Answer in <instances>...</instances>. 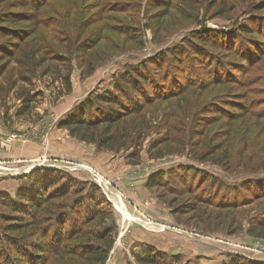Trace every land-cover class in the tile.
<instances>
[{
    "label": "rangeland",
    "instance_id": "obj_1",
    "mask_svg": "<svg viewBox=\"0 0 264 264\" xmlns=\"http://www.w3.org/2000/svg\"><path fill=\"white\" fill-rule=\"evenodd\" d=\"M87 1L107 9L98 14L101 20L97 25L105 28L104 40L93 54L98 62L92 74L82 78L79 61L74 59L70 94L55 100L61 83L49 82L47 87L48 79L37 80L36 90L43 94L37 98L34 112L26 115L29 117L15 116L20 105L16 98L9 97L0 106V264H11L8 257L17 255L9 238L41 239L32 228L15 231L8 226L16 218L11 215H18L10 205L17 194L44 196L53 190L66 191L70 184L80 187L79 197L97 188L104 197L100 207L113 215L116 241L105 264H139L135 254L147 251L163 254L172 264H220L232 257L264 264V238L249 232L264 223V41L252 43L238 34L240 28L264 29V0H174L170 14L159 22L155 11L148 10L152 0ZM78 3L82 7L87 4L83 0ZM60 21L64 25V20ZM107 26H119L121 33ZM208 30L219 37L226 34L236 45L251 43L260 50L250 63L235 68L237 57L230 50L204 48L197 41L196 45L187 44ZM170 48L180 51L177 64L181 66H173ZM194 48L227 61L234 75L228 79L220 75L221 68L214 69L209 56L205 68L198 67L192 56ZM149 60L158 62L162 71H171L176 89L184 84L181 77L187 74L189 85L180 96L156 106L153 132L142 146L139 164L129 162L132 148L100 149L58 127L92 92L112 88L120 73ZM166 134L172 140L171 149L183 153L151 159L150 141ZM224 150L231 156L228 169L201 160L202 153L215 151L220 157ZM38 175L48 180L36 188ZM154 179L178 189L192 187L191 195L197 193L214 203H233L235 210L207 202L196 213H177L190 194L177 195L159 184L149 186ZM52 209L49 214L41 207L37 211L40 220L58 210ZM60 211L61 217L64 213L69 217L64 232L72 233L78 217L71 216L70 209ZM94 226L85 229L91 241ZM61 227L57 223L53 233ZM73 248L78 249V243L63 238L60 251L41 255L40 264H77L79 261L68 255Z\"/></svg>",
    "mask_w": 264,
    "mask_h": 264
},
{
    "label": "trees",
    "instance_id": "obj_2",
    "mask_svg": "<svg viewBox=\"0 0 264 264\" xmlns=\"http://www.w3.org/2000/svg\"><path fill=\"white\" fill-rule=\"evenodd\" d=\"M78 1L0 0V106L9 97L19 100L20 105L16 109V117L31 115L34 112L37 98L43 94V91L36 90L34 83L37 80L48 79L47 87H50L49 82L59 81L61 83V86L56 90L55 100L70 94L72 92L74 59L79 61L82 78L92 74V70L98 62V58L93 54L104 40L102 34L105 28L98 27L97 24L101 20L98 14L106 12L107 9L100 3L92 5L93 3H89L87 0H83L87 4L82 7ZM173 1L152 0L148 2V10L149 12L155 11L157 22L162 21L170 14ZM93 8H97V11L91 12ZM61 19L64 20V25L60 21ZM106 28L121 33L119 26H107ZM206 32L195 35V38L189 39L187 44L196 45L197 41L204 48L210 46L228 52L230 50L231 54L237 57L235 68L244 62L250 63L256 56L257 50H260L251 43L236 45L235 39L226 38V34L219 37L212 30ZM238 34L240 37H247L251 42L253 41L252 43L256 41L257 44L264 41L262 40L264 39V29L262 28L251 30L240 28ZM169 51L168 55L171 56L173 66H181V64H177L181 59L180 51L176 48H170ZM193 52L192 56L198 67L205 68L206 58L213 57L212 67L214 69L220 67V75L227 79L234 75L228 67L227 61H220L219 56L213 52L204 55L196 48L193 49ZM89 58L91 60L85 65ZM85 66L87 67L85 68ZM205 72L209 74V71ZM181 80L184 84L181 85V88L176 89L177 84L171 71L167 68L162 71L161 66L154 60H149L138 66H131L118 75L112 88L92 92V95H89L87 99L78 103L59 122L58 127L68 130L71 136L81 141L96 144L100 149L129 151L132 148L128 154L129 162L139 164L142 146L153 132L154 125L151 119L155 115L156 106L176 98L184 92L183 89L189 85L188 74L186 77H181ZM210 81L207 80V82ZM207 117L204 115V118ZM167 127L168 125L165 124L166 130ZM169 138L166 134L161 139L150 141L148 153L151 159L162 158L165 154L183 153L182 149H176V151L171 149L172 140ZM216 156L215 151L205 152L202 153L201 160L210 161L228 169L231 159L229 152L224 150L220 157ZM191 169L197 170L196 167ZM36 177V188L48 180L42 175ZM157 182V179H154L149 182V186L163 185L169 192H177V195L181 196L185 193H193L192 187L178 189L164 185L162 181ZM69 186L72 188L66 191L53 190L44 196L34 195L33 192L18 193L17 200L11 201L10 205L18 215H11L16 218L8 226L15 231L32 228L34 234H40L41 238L39 240H27L18 236L9 238V244L17 254L13 258L8 257L12 261L11 264H20L19 261H22L23 264H40L42 262L41 255L60 251L63 238L78 243V249L68 250V255L79 261L77 264H105L107 262L116 241V224L113 215L109 209L100 207L104 197L97 191V188L92 192L88 190L85 197H79L82 193L80 187L73 184ZM73 195L76 197L73 199L72 205H69L68 202ZM85 200L87 201L85 202ZM175 202L176 199L170 204ZM207 202L214 207L220 208V205H226L228 209L235 210L233 203L225 204L221 201L214 203L211 199H202L195 193L190 194L189 198L181 202V205L177 207V213L190 211L196 213L204 204H208ZM81 206L82 209H80ZM41 207L49 214L53 213V207L58 210L47 217L45 221H41L37 215V211ZM65 209L71 210V216L78 217V220L75 221L76 225L72 226L70 230L72 233L64 232L67 229L65 226L69 217L67 213L61 217L60 210ZM83 212L86 215L82 216ZM81 219L84 221L80 226ZM56 222L62 224V227L54 234ZM92 224L95 225V231L92 232L94 242L87 237V232H85L86 226ZM249 232L264 238V223L257 226V229L250 228ZM84 238L87 239L84 240ZM135 259L139 264H172L166 256L153 251L136 253ZM220 264L257 263H251L241 257H232Z\"/></svg>",
    "mask_w": 264,
    "mask_h": 264
}]
</instances>
